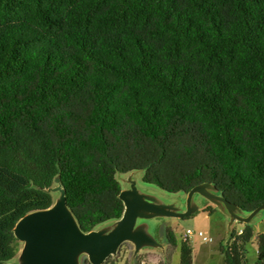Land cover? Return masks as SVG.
<instances>
[{"label":"trees","instance_id":"1","mask_svg":"<svg viewBox=\"0 0 264 264\" xmlns=\"http://www.w3.org/2000/svg\"><path fill=\"white\" fill-rule=\"evenodd\" d=\"M135 171L264 208V0H0V264L55 181L90 234L126 216L117 176ZM252 234L230 235L225 264ZM167 245L192 264L188 240Z\"/></svg>","mask_w":264,"mask_h":264},{"label":"rangeland","instance_id":"2","mask_svg":"<svg viewBox=\"0 0 264 264\" xmlns=\"http://www.w3.org/2000/svg\"><path fill=\"white\" fill-rule=\"evenodd\" d=\"M142 179L143 173L138 171L117 176L123 192L133 193L139 206L136 212L127 210L123 220L124 226L132 228L131 240L127 238L125 242L118 244L113 254L94 256L93 259L82 247L70 248L65 254L70 264H90L92 260L97 263L115 264H141L143 261L152 264H166L167 261L169 264H180L179 250L169 256L168 229L172 230L179 241L186 231H193L194 235L188 240L193 253L192 264H225V256L221 252L222 245L233 232H242L246 224L251 226L253 232L251 242L246 246V264L258 262L257 237L264 233V208L249 215L226 206L212 187H203L189 195L182 192L168 194L155 186L143 183ZM49 193L54 206L63 203L62 188L58 181H55ZM131 198L127 195L125 200L130 202ZM66 213L70 215L67 209ZM71 223L74 227L70 230L79 234L75 220L71 219ZM120 225V221H110L98 226L93 233L99 235L102 240L95 243L94 250L112 248L111 237ZM198 233H204L213 242H203L197 236ZM16 248V256L9 264H31L29 245L17 240Z\"/></svg>","mask_w":264,"mask_h":264},{"label":"water","instance_id":"3","mask_svg":"<svg viewBox=\"0 0 264 264\" xmlns=\"http://www.w3.org/2000/svg\"><path fill=\"white\" fill-rule=\"evenodd\" d=\"M127 195L132 196L133 203H135V196L133 193H123L121 198L124 200L127 206H130L131 203L125 200ZM133 212V210L131 211ZM131 214V213H130ZM129 214V216H130ZM47 215V213L40 212L32 214L26 217L19 225L16 227L15 235L17 240L25 242L33 247V250L36 254L37 260L40 264H70L67 259L65 258V253L67 251V245L65 243H61L50 238L51 234L57 231L61 237L67 241L69 244L74 246H79L82 242L86 243V246L91 253V256H100L103 254H112L115 252L117 248V235L119 234V230L114 234V245L112 248L104 249L95 251L94 250V241L93 237L96 241L100 240V236L91 233V234H69L64 233L62 228L57 226V229L52 231L51 223H44V232H31V228L28 226L29 222L32 221L34 218ZM71 221V218H69ZM132 223L134 225V219H132ZM132 230V228L128 229L127 231ZM33 264H36L35 262Z\"/></svg>","mask_w":264,"mask_h":264},{"label":"flooded vegetation","instance_id":"4","mask_svg":"<svg viewBox=\"0 0 264 264\" xmlns=\"http://www.w3.org/2000/svg\"><path fill=\"white\" fill-rule=\"evenodd\" d=\"M132 197V196H131ZM137 199L135 198V203H133V198H131V205L130 206H127V210L130 211V210H133L134 212H136V210L139 208V206L137 205ZM66 207L65 205L62 203L60 205H53L51 208L43 211L44 213H47V215H43V216H40V217H37V218H34L32 221L29 222V227L31 228V232H39V233H43L44 232V227H43V224L46 222V223H51V229L52 231H54L55 229H57V226L61 227L63 232L64 233H69V234H78V233H75L73 231H71L70 229H73V224L71 223L69 217L73 220L72 218V215L71 213L69 212L70 215H68L66 213ZM68 210V209H67ZM69 211V210H68ZM40 213V212H39ZM42 213V212H41ZM127 213V212H126ZM123 220H120V226L118 228L119 230V234L117 235V243L118 244H121L123 242H125L128 238V240H131L130 239V235H131V231H127L129 229V227L127 228L126 226H124L123 224ZM117 230V231H118ZM79 234L81 233L80 230H78ZM93 233V232H92ZM83 234V233H81ZM91 234V233H90ZM115 234V233H114ZM50 238L52 240H55V241H58V242H61V243H65L67 245V251L66 253H68L70 251V248H74V247H82L84 249H86L88 252V248L86 246V243L85 242H82L79 246H74V245H71L69 244L67 241H65L61 235L55 231L51 234ZM113 238V239H112ZM124 238V239H123ZM133 238V237H132ZM122 239V240H121ZM102 238L100 237V240L98 241H101ZM111 240H112V243H111V247H113L114 245V235H112L111 237ZM93 241H94V245L95 243L97 242L96 239L93 237ZM29 245V244H28ZM29 248H30V260H31V264H33L34 262L36 264H40L37 260V257H36V254L33 250V247H31L29 245ZM108 248V247H107ZM110 248V247H109ZM103 250V249H102ZM65 253V254H66ZM90 253V252H89ZM113 254V253H112ZM103 255H108V254H103ZM101 256V255H100ZM90 257L91 259H93L94 256H91V253H90Z\"/></svg>","mask_w":264,"mask_h":264},{"label":"built area","instance_id":"5","mask_svg":"<svg viewBox=\"0 0 264 264\" xmlns=\"http://www.w3.org/2000/svg\"><path fill=\"white\" fill-rule=\"evenodd\" d=\"M239 234H241V232L239 233ZM194 235V233H193V231H191V230H188V231H186V233H185V235H184V241H187V240H189V238L191 237V236H193ZM200 239H202L203 240V242H205V243H212L213 241H212V239L211 238H208L204 233H198V235H197ZM141 264H152L151 262H149V261H143V262H141Z\"/></svg>","mask_w":264,"mask_h":264}]
</instances>
